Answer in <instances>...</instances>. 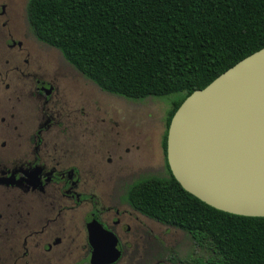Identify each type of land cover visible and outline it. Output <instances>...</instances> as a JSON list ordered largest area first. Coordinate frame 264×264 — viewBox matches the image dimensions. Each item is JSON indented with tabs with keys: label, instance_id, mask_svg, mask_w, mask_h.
Returning a JSON list of instances; mask_svg holds the SVG:
<instances>
[{
	"label": "trees",
	"instance_id": "16d2710c",
	"mask_svg": "<svg viewBox=\"0 0 264 264\" xmlns=\"http://www.w3.org/2000/svg\"><path fill=\"white\" fill-rule=\"evenodd\" d=\"M27 18L38 40L108 93L132 99L180 93L165 115L167 175L137 182L127 201L210 252L195 264H264V216L201 201L174 178L166 159L168 126L184 98L264 47V0H28Z\"/></svg>",
	"mask_w": 264,
	"mask_h": 264
},
{
	"label": "flooded vegetation",
	"instance_id": "af4514ba",
	"mask_svg": "<svg viewBox=\"0 0 264 264\" xmlns=\"http://www.w3.org/2000/svg\"><path fill=\"white\" fill-rule=\"evenodd\" d=\"M5 14V6L0 5V17ZM3 20L2 25L10 28L9 18ZM26 36L32 40L28 29L20 35L9 31L7 47L21 50ZM23 59L26 66L29 58ZM18 67L9 57L0 58V264H92L101 238L90 237L93 221L116 239V259L103 264H118L125 251L122 234L135 243L138 239L136 232H130L134 222L128 216L135 212L155 219L134 208L127 198L106 203L87 192L86 171L62 158L64 116L59 108L46 105L56 87ZM16 73L19 82L13 80ZM77 213L83 214V220L71 233ZM109 251L104 248V256Z\"/></svg>",
	"mask_w": 264,
	"mask_h": 264
},
{
	"label": "rangeland",
	"instance_id": "374dc122",
	"mask_svg": "<svg viewBox=\"0 0 264 264\" xmlns=\"http://www.w3.org/2000/svg\"><path fill=\"white\" fill-rule=\"evenodd\" d=\"M27 1L0 0L6 10L0 17V58L9 57L13 67H25L31 75L49 80L56 87L52 100L46 105L59 108L58 112L64 116L60 137L62 158L76 162L86 171L87 192L106 203H116L127 198L131 187L142 179L166 176L162 148L165 115L180 93L132 99L100 89L76 70L57 48L34 41L36 38L27 18ZM5 17L9 18L10 28L2 25ZM24 29L30 31L32 40L26 36L28 41L21 50L8 48L9 31L20 35ZM26 56L28 64L23 66ZM16 76L13 80L19 82L18 73ZM0 84L2 86V81ZM47 116L49 125L51 119ZM82 215H74L71 233L77 223L80 227ZM128 219L134 222L130 232H136L138 239L135 243L130 235L122 234L125 251L118 264H192L195 258L210 255L182 229L135 212Z\"/></svg>",
	"mask_w": 264,
	"mask_h": 264
},
{
	"label": "water",
	"instance_id": "95a60500",
	"mask_svg": "<svg viewBox=\"0 0 264 264\" xmlns=\"http://www.w3.org/2000/svg\"><path fill=\"white\" fill-rule=\"evenodd\" d=\"M166 159L174 178L201 201L264 216V47L184 98L168 126ZM89 232L101 237L92 264L116 259L113 235L95 221Z\"/></svg>",
	"mask_w": 264,
	"mask_h": 264
}]
</instances>
